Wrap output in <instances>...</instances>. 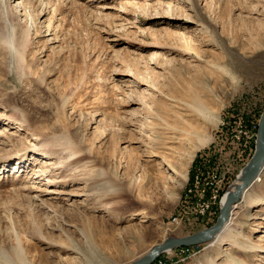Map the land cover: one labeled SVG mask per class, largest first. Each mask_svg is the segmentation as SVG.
I'll use <instances>...</instances> for the list:
<instances>
[{"label":"rangeland","instance_id":"obj_1","mask_svg":"<svg viewBox=\"0 0 264 264\" xmlns=\"http://www.w3.org/2000/svg\"><path fill=\"white\" fill-rule=\"evenodd\" d=\"M263 106L264 0H0V264H127L210 225ZM257 178L186 264H264Z\"/></svg>","mask_w":264,"mask_h":264},{"label":"water","instance_id":"obj_2","mask_svg":"<svg viewBox=\"0 0 264 264\" xmlns=\"http://www.w3.org/2000/svg\"><path fill=\"white\" fill-rule=\"evenodd\" d=\"M263 166L264 106L257 122L256 137L254 139V149L251 154V158L240 170V181L234 186L233 189L223 192V200L220 201L221 203L219 205V212L213 223L184 235H167L163 239L151 245L144 253L137 256L127 264H147L165 249H169L178 245L197 244L214 237V235L223 229L233 207H235V205L242 199L243 192L254 182V180H256Z\"/></svg>","mask_w":264,"mask_h":264},{"label":"built area","instance_id":"obj_3","mask_svg":"<svg viewBox=\"0 0 264 264\" xmlns=\"http://www.w3.org/2000/svg\"><path fill=\"white\" fill-rule=\"evenodd\" d=\"M256 128H257V126H256ZM256 128H255V130H253L251 133H249L247 135L252 136V138L254 139V133L256 131ZM195 177H196V179H195L196 182L199 183L201 180V178H199V177H201V176H195ZM203 181H204V178L202 180V183H203ZM206 190H207L206 185L203 183V188L200 189V192H198L199 193L198 199L204 198V195H206ZM217 196L218 195H216L215 192L212 195L210 193V198L212 200V204L216 205V206H218L219 201H220V199H218V201H217ZM221 197H222V195H221ZM203 209H204V206L202 205L201 211ZM180 219L181 218H180L179 214H176V215L172 216V218L170 219V222L179 223ZM192 249H193V246H191V245H180L178 247L171 248L165 254L161 253L156 260L152 261L149 264H186V261L190 258L191 254H192Z\"/></svg>","mask_w":264,"mask_h":264},{"label":"bare ground","instance_id":"obj_4","mask_svg":"<svg viewBox=\"0 0 264 264\" xmlns=\"http://www.w3.org/2000/svg\"><path fill=\"white\" fill-rule=\"evenodd\" d=\"M255 137H256V131H255V133H254V139H255ZM251 158V155H250V157L248 158V159H246L244 162H243V165H242V167L249 161V159ZM264 167V166H263ZM242 169V168H241ZM240 169V170H241ZM263 169V168H262ZM239 170V171H240ZM240 173H241V171L238 173V175H237V182H235V184H233L232 185V187H231V189H233L234 188V186L240 181ZM181 176V175H180ZM182 177V176H181ZM186 177V176H185ZM256 179H258V178H256ZM231 186V185H230ZM230 186L225 190L226 192H227V190H230ZM250 187V186H249ZM248 187V188H249ZM247 188V189H248ZM246 189V190H247ZM246 190L243 192V194H242V199H243V197H244V195H245V193H246ZM224 197V196H223ZM221 200H223V198L221 197L220 198V201ZM219 201V204H218V206H217V214H218V212H219V205H220V202ZM234 208V207H233ZM232 211H233V209H232ZM232 211H231V213H230V215H229V217H228V219L226 220V222H225V225H224V227H223V229L221 230V231H219L216 235H214V237L216 238V240H222L223 239V237L224 236H228V235H230L231 234V228H230V223H231V219H232V216H231V214H232ZM180 221H181V219H180ZM170 223H172V222H170ZM228 225V226H227ZM214 237H212V238H210V239H213ZM209 240V239H208ZM189 245H191V246H194L195 244H189ZM178 246H180V245H178ZM178 246H174V247H178ZM174 247H172V248H174ZM171 248H169V249H165V250H163L161 253H163V254H165L168 250H170ZM160 253V254H161ZM159 254V255H160ZM158 255V256H159ZM158 256H156L152 261H154V260H156L157 258H158ZM152 261H150L149 263H151ZM149 263H147V264H149Z\"/></svg>","mask_w":264,"mask_h":264}]
</instances>
